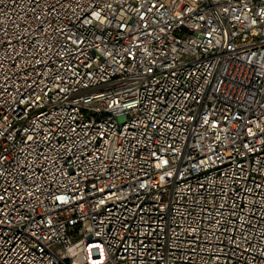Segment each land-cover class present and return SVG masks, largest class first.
Segmentation results:
<instances>
[{
  "label": "built area",
  "instance_id": "2783aa9c",
  "mask_svg": "<svg viewBox=\"0 0 264 264\" xmlns=\"http://www.w3.org/2000/svg\"><path fill=\"white\" fill-rule=\"evenodd\" d=\"M0 264H264V0H0Z\"/></svg>",
  "mask_w": 264,
  "mask_h": 264
}]
</instances>
